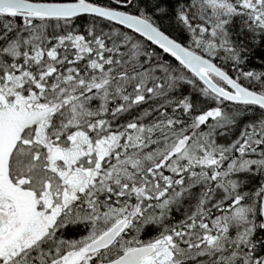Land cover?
Returning a JSON list of instances; mask_svg holds the SVG:
<instances>
[{
  "label": "snow or ice",
  "instance_id": "1",
  "mask_svg": "<svg viewBox=\"0 0 264 264\" xmlns=\"http://www.w3.org/2000/svg\"><path fill=\"white\" fill-rule=\"evenodd\" d=\"M0 264H264V0H0Z\"/></svg>",
  "mask_w": 264,
  "mask_h": 264
}]
</instances>
